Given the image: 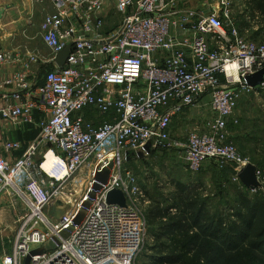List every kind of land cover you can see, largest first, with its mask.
<instances>
[{"label":"built area","instance_id":"obj_1","mask_svg":"<svg viewBox=\"0 0 264 264\" xmlns=\"http://www.w3.org/2000/svg\"><path fill=\"white\" fill-rule=\"evenodd\" d=\"M44 5L53 11L38 28L50 59L0 43V123L38 130L27 145L0 141V197L19 200L25 212L0 264H25L37 249L29 264H136L150 201L124 170V155L164 157L193 174L231 165L241 184L238 174L251 161L229 129L241 96L264 94V75L255 87L245 82L264 69V43L241 32L234 0H0V33L11 25L33 27L36 6ZM111 7L123 20L106 31ZM68 45L71 53L59 67L55 58ZM49 64L39 79L37 69ZM186 126L182 139L177 129ZM49 155L53 165L46 168ZM110 158L111 178L90 198L94 174ZM84 164L94 166L89 186L60 219L53 217L50 205ZM256 175L260 185L249 193L264 198L259 166ZM117 189L126 206L108 202ZM72 225L63 239L60 233Z\"/></svg>","mask_w":264,"mask_h":264},{"label":"rangeland","instance_id":"obj_2","mask_svg":"<svg viewBox=\"0 0 264 264\" xmlns=\"http://www.w3.org/2000/svg\"><path fill=\"white\" fill-rule=\"evenodd\" d=\"M44 6L43 8L36 6L33 27L11 25L5 33H0V43L4 49L11 50L22 46L23 50L39 51L47 59L51 58V50L42 42L38 28L45 14L53 11L49 6ZM233 6L235 21L244 36L256 43H264V10L254 8L246 0H234ZM122 20L123 14L111 7L106 17V31L116 29ZM52 67L51 64L47 67H39L38 78L42 79ZM234 119L236 123L230 128V132L240 154L254 165H258L264 175V154L261 151L264 145V94L242 95L238 101ZM181 130L177 129V135L183 139L186 134L185 130ZM138 158L133 153L125 154L124 170L136 176L148 200L169 196L174 191L172 181H178L190 184L195 190H201L210 200L208 206L212 212L229 213L232 206H239L237 193L240 191V184L234 180V170L231 165L223 170L224 177L221 175L219 178H204L201 175L192 174L185 168L173 165L171 160L164 157L161 159L150 155L144 156L139 161ZM93 169L94 166L91 164H84L67 180L57 201L63 203V214L72 208L71 205L76 199L82 197L93 177ZM57 202L52 203L51 206ZM24 213L19 200L10 199L7 195L0 197V256L11 252L17 220ZM152 245L153 239L148 232L136 264H156ZM185 264L197 263L187 257Z\"/></svg>","mask_w":264,"mask_h":264},{"label":"trees","instance_id":"obj_3","mask_svg":"<svg viewBox=\"0 0 264 264\" xmlns=\"http://www.w3.org/2000/svg\"><path fill=\"white\" fill-rule=\"evenodd\" d=\"M246 2L264 10V0ZM225 168L214 169L222 174ZM172 184L169 196L150 198L146 207L156 264H185L187 257L197 264H264L262 196H251L241 183L239 206L229 213L212 212L201 190L185 182Z\"/></svg>","mask_w":264,"mask_h":264},{"label":"water","instance_id":"obj_4","mask_svg":"<svg viewBox=\"0 0 264 264\" xmlns=\"http://www.w3.org/2000/svg\"><path fill=\"white\" fill-rule=\"evenodd\" d=\"M2 11L3 10H0V12H2ZM70 53H71V45H68L65 49H63L62 51H60L57 54V56L55 58L56 64L59 67H63L64 64L66 63ZM263 75H264V69L258 71L257 73H255L253 75H247L245 77V82L248 85L255 87L262 81ZM146 149L148 150L149 147H146ZM139 155L142 156L143 153L140 152ZM101 167H102V165L100 164L96 170L95 175H94L96 182L93 186V189L89 193L90 198L95 197L96 192L102 188V184H107L109 182L110 177L113 173V169H114V160L112 158H110V163L107 166H104L102 169H100ZM256 170H257V166L254 165L253 163H249L238 174L241 182L248 189H253V188L260 185V182L258 181V178L256 175ZM107 200L111 204H118L120 206H126L127 205L126 197H125L124 193L118 189L109 192ZM90 204H91L90 199L83 203L81 211L78 214L77 218L75 219L76 224L80 223L83 220L84 215L86 213V209L90 206ZM62 205H63L62 202H57L53 206L50 205L49 210H48L49 214L52 215L53 217L57 218V219H60L64 215L63 214L64 209H62L63 208ZM73 230H74V226L72 225L68 229L63 230L60 233V235L63 239H67L71 236ZM55 239L59 243L62 242L61 238L58 236H56ZM38 252H41V249H37V250L32 251L31 254L26 258L25 264H29L32 255H34Z\"/></svg>","mask_w":264,"mask_h":264},{"label":"crops","instance_id":"obj_5","mask_svg":"<svg viewBox=\"0 0 264 264\" xmlns=\"http://www.w3.org/2000/svg\"><path fill=\"white\" fill-rule=\"evenodd\" d=\"M199 4V3H197ZM51 8V7H50ZM52 9V8H51ZM11 72V69H8L7 73H10ZM233 124L230 126V128L232 126L235 125L236 121L235 119H233ZM190 127L189 126H186L184 127L182 130H185V134L187 136L188 134V131H189ZM181 130V128H180ZM181 130V131H182ZM231 130V129H229ZM38 135V130L34 128V125L32 124H24L20 127H16V126H13L9 121H2L0 123V141H4V140H11V141H21L23 142L25 145H27L28 142H30L31 140L35 139L36 136ZM230 135H231V138L233 139L234 141V138H233V135L231 134L230 132ZM185 136V137H186ZM184 137V138H185ZM235 142V141H234ZM140 153V152H139ZM139 153L136 155L137 158H138V161L144 157V154L142 156L139 155ZM143 153V152H142ZM22 154V152H18V153H15L12 158H16L17 156H20ZM152 156H156V155H152ZM158 158H161L163 159V157H160V156H156ZM10 158V159H12ZM165 159V158H164ZM167 160V159H166ZM172 163V162H171ZM173 165H175L174 163H172ZM177 166V165H175ZM258 166V165H256ZM177 167H181V168H184L182 166H177ZM233 168V166H232ZM186 170H188L187 168H185ZM234 170V168H233ZM189 171V170H188ZM190 172V171H189ZM193 174V173H192ZM234 174H235V171H234ZM198 175H201L203 176L204 178L207 177V178H219L221 175L222 177H224V171L222 174H217L216 170L213 168H211L208 172H203V173H199ZM186 183V182H185ZM190 183V182H189ZM207 195V194H206ZM157 199V198H156ZM208 199V198H207ZM209 199H208V204H209Z\"/></svg>","mask_w":264,"mask_h":264},{"label":"bare ground","instance_id":"obj_6","mask_svg":"<svg viewBox=\"0 0 264 264\" xmlns=\"http://www.w3.org/2000/svg\"><path fill=\"white\" fill-rule=\"evenodd\" d=\"M53 156L52 155H49L46 163H45V167L46 168H50L52 165H53ZM96 173V172H95ZM95 175V174H94ZM111 178V177H110ZM103 185V184H102Z\"/></svg>","mask_w":264,"mask_h":264}]
</instances>
